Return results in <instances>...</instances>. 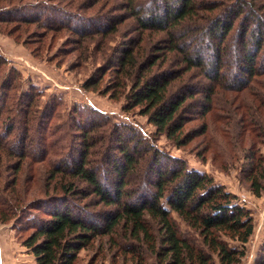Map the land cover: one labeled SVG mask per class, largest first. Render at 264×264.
Instances as JSON below:
<instances>
[{
    "label": "trees",
    "instance_id": "1",
    "mask_svg": "<svg viewBox=\"0 0 264 264\" xmlns=\"http://www.w3.org/2000/svg\"><path fill=\"white\" fill-rule=\"evenodd\" d=\"M19 2L0 0V26H4L0 29L8 35L25 32L30 25L50 31L67 27L81 36L75 42L82 46V40L88 42L90 34H108L117 30L120 22L115 17L96 28L79 27L73 22L76 13L65 8L57 10L63 11V16L49 11L52 0H37L30 5ZM126 2L137 19L140 37L124 44L116 64L108 61L116 75L107 89L116 97L124 93L130 81L125 110L139 108L157 134L192 140L196 134L184 133L192 120L185 115L191 107L190 99L198 100L203 94L201 116L206 115L212 95L218 90L239 93L253 88L255 77L264 76V5L250 0H148L144 5L140 0ZM29 8L33 13H28ZM234 26H239L235 33L240 34H231ZM147 31L165 34L163 44L158 42L151 53H145L140 45ZM229 39L240 40V49L231 52ZM170 53L178 57L180 67L164 68L162 64L168 63ZM5 62L6 58L0 56V68ZM225 64L229 65L230 75L224 74ZM193 68L211 83L188 84L183 76ZM101 71L102 67L88 76L83 86L97 90L104 76H99ZM260 82L262 85L264 80ZM21 84V73L13 67L0 81V128L6 125L0 133V147L6 151L5 157L18 158L14 164L17 173L33 171L37 186L44 188L40 183L44 177L54 181V186L50 191L48 183L42 195L29 197L32 186L17 177L5 178L6 165L0 154V222H10L27 210L46 216L34 219L37 216L31 214L28 228L32 232L23 240L36 264H76L80 250L105 235L132 242L121 248L132 254L137 264H145V252L153 255L157 264L241 263L244 245L254 233V222L249 209L237 202L234 193L216 183L211 175L190 169L183 159L164 153L145 134L139 135L136 127L112 122L107 116L98 121L80 110H75L78 117L74 123L81 135L78 149L61 152L63 148L53 144L43 147V141L39 151H32V143L37 145L38 139L30 135L37 99L34 91H22ZM18 90L20 97L12 105H20L18 113L24 127L6 141L5 137L17 130L18 121L6 114L11 110L8 100L17 97L12 91ZM253 102L256 104L245 102L242 106L257 110L264 104V97L254 94ZM47 109L45 106L42 111ZM88 109L90 113H105ZM164 158L170 161L163 162ZM42 160L47 167L34 166ZM252 160L247 178L253 192L259 195L264 185V156H252ZM81 184L85 186L81 188ZM92 195L107 211H91L89 204L79 201ZM173 213L198 233L200 242L180 232ZM226 238L242 246L231 245ZM256 264H264V257Z\"/></svg>",
    "mask_w": 264,
    "mask_h": 264
},
{
    "label": "rangeland",
    "instance_id": "2",
    "mask_svg": "<svg viewBox=\"0 0 264 264\" xmlns=\"http://www.w3.org/2000/svg\"><path fill=\"white\" fill-rule=\"evenodd\" d=\"M17 1L13 0V3ZM35 1L37 0H20L27 5ZM140 1L143 5L148 4V0ZM250 1L259 6L264 5V0ZM68 2L70 3L67 4ZM3 4L4 7L7 6V3L3 2ZM52 4L53 7H49V11L57 12L62 16L63 11L57 10L65 8L76 13L73 22L79 27L96 28L106 25L115 17L120 22L117 30L108 34L95 32L90 34L91 38L87 40L88 42L85 43V39L82 40V46L81 42H75L81 39V36H76L67 27L50 31L30 25L25 32L17 31L14 36L0 29V56L6 58V62L1 63L0 81L10 67H13L21 73V90L36 93V111L35 118L31 121L33 129L30 135H35L38 139L37 145L31 142L34 149L32 151H39L40 142L43 141V147L53 144L63 148L61 152L78 149L77 144L80 143L81 135L74 125L78 117L75 110H80L84 115L88 112V116H93L98 121H102L107 116L112 122L128 123L137 128L139 135L142 132L148 139L153 140L164 153L183 159L190 169L211 175L216 183L223 185L227 191L238 197L237 202L249 209L254 222V233L244 245L245 256L240 264L260 263L264 257V185L261 193L256 195L251 189L247 176L249 166L253 163L252 156L256 159L260 155L264 156V104H260L257 110L254 108L247 110L242 105L245 102L255 105L254 94L264 97V82L262 85L260 82L264 80V76L255 77L252 80L253 88L250 86L251 88L239 93L218 90L212 95V110L210 109L206 115L201 116L200 101L204 98L203 94L198 96V100L190 99L191 107L186 109L185 115L192 120L186 124L184 133L187 132L193 136L196 134L192 140L188 141L184 136L183 139H171L166 135H159L156 133L155 126L148 121L146 115L141 114L139 108L125 110L126 93L130 89V81L127 82L128 86L124 93L116 94V97H112L108 92L109 88L107 89L116 75L108 61L116 64L124 44L130 42L132 38L140 37V35L137 36V19L128 9L126 0H52ZM32 10L33 8H29L27 11L33 13ZM202 13L207 15L206 12ZM238 27L234 26L231 34L235 33ZM39 37L42 39L41 43ZM164 37V33L147 31L141 39V49H144L145 53L153 52V47L158 42L163 44ZM229 41L231 52L240 49V40L229 39ZM161 55L165 56V50H162ZM169 55L167 60L169 64H162L164 68L180 67L177 62L178 57L173 56L172 53ZM228 66L225 64L223 69L226 75L231 74ZM101 67L99 76H104L98 89H86L83 86L85 79ZM183 79L188 84L211 83V80L202 75L197 68L184 74ZM21 90L12 91V94L16 93L17 97L7 102L11 110L7 112L6 117L14 118L18 123L17 130L5 137L6 141L13 139L18 131L21 132L22 126L24 127V121L18 113L20 105H12L14 101L18 102ZM192 101L195 106H192ZM45 106H48V109L43 112L42 109L44 110ZM88 107L100 109L105 113H90ZM5 126L0 128V133H3ZM204 128L203 133L201 130ZM5 152L0 147V154L3 156L1 162L6 165L5 178L12 180L17 177L26 186H32L33 190L30 192L32 195L30 194L29 197L42 195L48 183L50 191L53 189L54 181L50 182L45 177L44 181L40 182L44 188L37 186L33 181V171L17 173L14 164L18 158L12 156L7 158ZM26 161L29 162L30 159L27 158ZM162 161L170 160L164 158ZM46 164L42 160L41 163H34V166L47 167ZM84 186V184L80 185L81 188ZM79 201L89 204L91 211H107L103 204L96 203L97 200L93 195L87 198L81 197ZM32 211L19 213V216L10 222H0V264H36L34 254L30 248L23 245V240L32 232L28 228L31 214L34 213L37 216L34 219H43L46 216L37 210ZM173 217L183 235L200 242L201 237L193 228L176 213H173ZM226 239L231 245L242 246L237 241ZM130 243L132 242L118 236L96 237L88 247L80 250L76 264H137L135 257L122 249L123 245L130 246ZM144 257L147 259L145 264H157L155 257L150 253L145 252Z\"/></svg>",
    "mask_w": 264,
    "mask_h": 264
}]
</instances>
